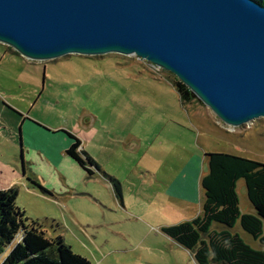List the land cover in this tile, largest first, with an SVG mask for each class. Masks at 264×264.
I'll return each instance as SVG.
<instances>
[{"label":"rangeland","instance_id":"rangeland-1","mask_svg":"<svg viewBox=\"0 0 264 264\" xmlns=\"http://www.w3.org/2000/svg\"><path fill=\"white\" fill-rule=\"evenodd\" d=\"M7 47L0 43V135L12 130L14 143L0 136V191L16 187V204L28 222L41 224L47 237L61 236L91 264H198L161 230L201 211L198 202L175 195L199 199L193 186L205 152L264 162V116L227 125L195 97L182 103L174 85L178 78L136 55L73 53L32 60ZM20 114L51 129L75 131L98 167L86 163L88 174L80 166L84 177L69 178L72 184L54 170L46 181L25 176L19 182ZM76 150L81 153V143ZM236 190L240 211L256 215L243 178ZM212 229H229L264 249L239 221L233 228L213 223Z\"/></svg>","mask_w":264,"mask_h":264},{"label":"water","instance_id":"water-1","mask_svg":"<svg viewBox=\"0 0 264 264\" xmlns=\"http://www.w3.org/2000/svg\"><path fill=\"white\" fill-rule=\"evenodd\" d=\"M0 43L32 60L136 55L227 125L264 116V5L255 0H0Z\"/></svg>","mask_w":264,"mask_h":264},{"label":"trees","instance_id":"trees-1","mask_svg":"<svg viewBox=\"0 0 264 264\" xmlns=\"http://www.w3.org/2000/svg\"><path fill=\"white\" fill-rule=\"evenodd\" d=\"M255 1L264 5V0ZM174 85L180 101L189 102L188 87L179 80ZM69 135L75 141L65 153L88 174L91 173L86 163L98 165L84 150L81 153L76 150L81 142ZM205 157L207 173L201 179L204 192L202 213L191 220L163 226L161 230L192 252L198 264H264V249L251 247L238 233L229 229H212L213 223L233 228L239 221L241 227L264 246V162L225 152H207ZM240 178L244 179L247 197L256 215L240 211L236 190ZM17 195L18 189L14 186L0 191V255L22 233L0 264H91L73 252L61 236L47 237L41 224L34 220L28 222L25 210L16 204Z\"/></svg>","mask_w":264,"mask_h":264},{"label":"crops","instance_id":"crops-1","mask_svg":"<svg viewBox=\"0 0 264 264\" xmlns=\"http://www.w3.org/2000/svg\"><path fill=\"white\" fill-rule=\"evenodd\" d=\"M6 50L8 51V47L6 48ZM1 56L3 57V55ZM7 105L11 107L10 103H8ZM3 108L5 109V107ZM28 119L29 118L27 115H23V114L19 115V129H18V133L16 132V135L18 134V143H19V146L22 152L21 159H22V164H23V173L21 172L19 177L16 175L18 178H20L18 179V181L21 182V179H23L25 176L32 177L33 179L36 178V180L46 181L49 178L51 171L52 172L57 171V173L55 174H58L61 179L65 180L66 182L70 184L72 183L69 180V178H73L75 175L79 176L78 180L83 178L84 171L80 169V165L73 158H71L65 153V150L70 145H72L75 141V138L70 136L69 133L80 140L82 150H84V147L82 146V141L79 138V135L75 131H72V130H66V129H61V128L51 129L43 125H40L39 123H34ZM25 121H28V122L25 123ZM7 132H8L7 134L8 136L4 134H1L0 136L3 139H5L7 142H9L11 146H13V143H14L13 142V131L8 130ZM37 152L39 155L37 154ZM86 153L88 154V152ZM205 153H204V157L202 160V169L201 170L198 169L196 171L197 179L196 181H194L195 184L193 186L195 190L196 184L198 185L199 199L197 200V198H195L196 195L192 199L191 198L189 199V197L184 196V195H179L178 193L175 195L177 199L178 198L185 199L186 203L187 202L190 203L193 201L198 202L200 205V209H201L198 215L202 213V204L204 200V192L201 187V179L207 173V171L204 169V163H206L207 161L205 157ZM24 158H27V160H25ZM42 161L48 164L45 166L47 168H44L41 166ZM193 167L194 166H192V171H194ZM71 172L75 174L74 175L69 174ZM26 183L28 184L29 182H26ZM185 184L186 182L179 181L180 186H185ZM8 187L10 186L4 187L3 190ZM29 187L32 188L33 186L31 187L29 185ZM193 218H190L189 220ZM182 221H185V219H183ZM43 231L45 232V235L47 236L48 232L45 229H43ZM20 236H22V233ZM17 241H15L13 244L11 243L12 245H10L8 249L11 248Z\"/></svg>","mask_w":264,"mask_h":264}]
</instances>
